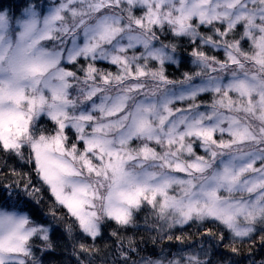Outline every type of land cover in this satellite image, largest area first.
<instances>
[{
  "label": "snow or ice",
  "instance_id": "obj_1",
  "mask_svg": "<svg viewBox=\"0 0 264 264\" xmlns=\"http://www.w3.org/2000/svg\"><path fill=\"white\" fill-rule=\"evenodd\" d=\"M18 25L0 264H264V0H57ZM73 29L66 57L28 54Z\"/></svg>",
  "mask_w": 264,
  "mask_h": 264
},
{
  "label": "clouds",
  "instance_id": "obj_2",
  "mask_svg": "<svg viewBox=\"0 0 264 264\" xmlns=\"http://www.w3.org/2000/svg\"><path fill=\"white\" fill-rule=\"evenodd\" d=\"M57 3V0H22L19 5L9 3L8 0H0V15H4L7 20V25L3 31H0V65L4 69L8 68L9 62L20 58L23 55L21 46H27V41L21 40V28L18 21L24 18V13L27 9H34L38 13L46 14L47 11ZM79 6V5H77ZM42 20V16H41ZM65 23L69 26L73 25L75 21L71 18L66 19ZM83 33L73 29L68 33L58 32L52 39L42 40L35 49H32L29 55H35L39 49H45L49 52L61 51L67 55L66 49L72 47L74 40L79 41ZM5 75L7 73L5 72ZM11 195L16 198L18 193L12 190ZM9 195L8 191L0 190V202L3 198ZM194 243V241H189Z\"/></svg>",
  "mask_w": 264,
  "mask_h": 264
},
{
  "label": "trees",
  "instance_id": "obj_3",
  "mask_svg": "<svg viewBox=\"0 0 264 264\" xmlns=\"http://www.w3.org/2000/svg\"><path fill=\"white\" fill-rule=\"evenodd\" d=\"M8 2L19 5L22 2V0H8ZM102 66H107V65H106V63L102 62ZM256 258L259 259V256H257Z\"/></svg>",
  "mask_w": 264,
  "mask_h": 264
}]
</instances>
